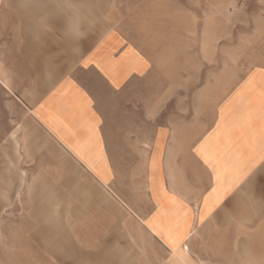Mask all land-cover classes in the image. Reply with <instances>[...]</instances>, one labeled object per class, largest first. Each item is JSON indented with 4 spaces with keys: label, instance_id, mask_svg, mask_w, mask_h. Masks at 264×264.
<instances>
[{
    "label": "rangeland",
    "instance_id": "374dc122",
    "mask_svg": "<svg viewBox=\"0 0 264 264\" xmlns=\"http://www.w3.org/2000/svg\"><path fill=\"white\" fill-rule=\"evenodd\" d=\"M141 1L0 0V264H264V213L230 214L224 229L196 228L171 249L152 224L137 233L128 222L157 210L135 189L157 178L143 152L157 128L188 126L264 65V0ZM110 41L134 50L136 73L118 109L102 92L110 163L85 164L77 116L42 93L26 99L24 69L38 64V84L50 85L45 72L71 74L85 50ZM75 77L99 88L92 73Z\"/></svg>",
    "mask_w": 264,
    "mask_h": 264
},
{
    "label": "crops",
    "instance_id": "0c3cea01",
    "mask_svg": "<svg viewBox=\"0 0 264 264\" xmlns=\"http://www.w3.org/2000/svg\"><path fill=\"white\" fill-rule=\"evenodd\" d=\"M126 3L144 1L121 2ZM133 52L115 41L95 45L83 52L71 74L66 75L63 69L55 74L45 72L48 79L53 78L50 85L43 75L38 84V64L36 69L25 65L29 86L20 92L27 93L25 97L30 101H34V94L42 93V100L50 109L62 105L72 111L74 119L77 116L74 133L79 135L77 142H84L78 156L85 164L110 163L105 157L108 142L102 121V92L114 96L112 102L118 109V92L136 73ZM78 71L97 76L99 88L92 91L83 86L75 77ZM210 101L217 103L213 107L208 103L209 107L202 109L206 114L192 116L190 124L181 125V130L157 128L158 143L155 140L148 150L143 148L147 153L144 161L148 169L158 172L157 178L145 175L134 187L136 192L142 191L136 195L151 198L157 210L154 214L134 213L136 220L128 222L137 233L150 232L152 224L153 235L168 249L184 244L196 228L224 229L230 214L264 213V65L258 66L230 94ZM70 142L69 146L77 147ZM132 145L126 139L121 147Z\"/></svg>",
    "mask_w": 264,
    "mask_h": 264
},
{
    "label": "clouds",
    "instance_id": "9594fccd",
    "mask_svg": "<svg viewBox=\"0 0 264 264\" xmlns=\"http://www.w3.org/2000/svg\"><path fill=\"white\" fill-rule=\"evenodd\" d=\"M82 36H83V33L76 32V33L72 36V39H76V40H78V39L82 38Z\"/></svg>",
    "mask_w": 264,
    "mask_h": 264
}]
</instances>
